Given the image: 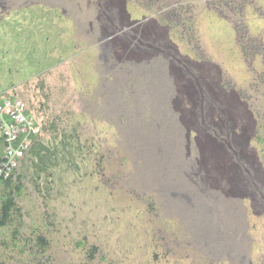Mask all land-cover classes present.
<instances>
[{
	"label": "rangeland",
	"instance_id": "374dc122",
	"mask_svg": "<svg viewBox=\"0 0 264 264\" xmlns=\"http://www.w3.org/2000/svg\"><path fill=\"white\" fill-rule=\"evenodd\" d=\"M8 91L43 134L0 264H264V0H0Z\"/></svg>",
	"mask_w": 264,
	"mask_h": 264
},
{
	"label": "built area",
	"instance_id": "2783aa9c",
	"mask_svg": "<svg viewBox=\"0 0 264 264\" xmlns=\"http://www.w3.org/2000/svg\"><path fill=\"white\" fill-rule=\"evenodd\" d=\"M43 134V126L19 93L0 95V195L10 181H16L23 164Z\"/></svg>",
	"mask_w": 264,
	"mask_h": 264
},
{
	"label": "trees",
	"instance_id": "16d2710c",
	"mask_svg": "<svg viewBox=\"0 0 264 264\" xmlns=\"http://www.w3.org/2000/svg\"><path fill=\"white\" fill-rule=\"evenodd\" d=\"M2 140H0V163L2 162ZM23 192V185L19 182L10 181L5 186L0 195V228H7L12 222L14 211L17 208L16 197L21 196ZM40 242L47 244L43 237L39 238ZM96 250V248H94Z\"/></svg>",
	"mask_w": 264,
	"mask_h": 264
},
{
	"label": "flooded vegetation",
	"instance_id": "af4514ba",
	"mask_svg": "<svg viewBox=\"0 0 264 264\" xmlns=\"http://www.w3.org/2000/svg\"><path fill=\"white\" fill-rule=\"evenodd\" d=\"M203 92H204L203 90H202V92H200L202 95L201 97L199 95H197L198 96L197 101H193V107L197 108L198 106H200L201 110L204 109L205 101H207V99H206L207 94H205ZM195 94H196V91H194L193 93H189L188 95L190 96V98H193ZM222 94L224 96H227L228 93L226 91H222ZM226 98H229V97H226ZM222 112L226 113L225 111H222ZM192 114L196 116L195 111H193ZM212 115L214 117H218V119H219L218 121H220L222 123V125L226 126V130H228V132L233 136L234 141L237 144L241 145V147H244V141H243L244 135L236 130V126L234 124L232 125L229 123V121H231L229 119V117H223L219 113V109H217V108H213ZM195 120H197V119H195ZM197 122L199 123V121H197ZM189 144H190V135H189V140H188V145ZM247 146H250V140H247ZM220 148H222V147H220ZM231 171L233 174L230 178V181L233 183H236L237 185L242 184V177H243L242 171L239 168H232Z\"/></svg>",
	"mask_w": 264,
	"mask_h": 264
}]
</instances>
